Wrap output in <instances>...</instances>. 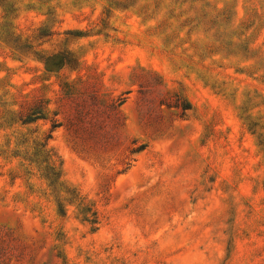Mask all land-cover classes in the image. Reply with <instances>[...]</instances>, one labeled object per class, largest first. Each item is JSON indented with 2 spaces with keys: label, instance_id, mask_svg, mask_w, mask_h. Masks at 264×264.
I'll use <instances>...</instances> for the list:
<instances>
[{
  "label": "rangeland",
  "instance_id": "1",
  "mask_svg": "<svg viewBox=\"0 0 264 264\" xmlns=\"http://www.w3.org/2000/svg\"><path fill=\"white\" fill-rule=\"evenodd\" d=\"M11 1L39 53L0 35V264H264V0ZM45 142L64 213L12 154Z\"/></svg>",
  "mask_w": 264,
  "mask_h": 264
},
{
  "label": "trees",
  "instance_id": "2",
  "mask_svg": "<svg viewBox=\"0 0 264 264\" xmlns=\"http://www.w3.org/2000/svg\"><path fill=\"white\" fill-rule=\"evenodd\" d=\"M15 5L16 4L11 0H0V6H3L5 11V18L10 16L17 10ZM0 35H4L5 42H7V44L8 42H10V46L14 50L22 52L21 54L30 52L31 50L33 51V49L35 48L31 43L32 40L24 39L21 35L16 34L12 27V24L9 21L0 24ZM46 35L47 34H44L42 32H39L37 34V36L40 38ZM6 37L9 41L6 39ZM33 52H35L36 54L39 53L38 51ZM41 52H44V50H42ZM67 54L69 56H59L62 61V67L69 65L70 67H73L75 69L76 67H74V63L77 62V58L73 55V53ZM40 60L42 61V57H40ZM69 90V94L75 93V91L77 90L79 92V88L74 85V83L70 85ZM180 100L181 97L179 98V101H177V103L174 105L175 107H182L184 111H187L191 108V103L184 99H182L183 103H181ZM124 101L125 99H121L120 104H122ZM22 108L23 110L21 111L19 121H21L23 125L30 124L40 118H46L48 112V101L43 98H38L31 103H26V105ZM81 110L82 111L76 112V121L72 124L76 127L77 125H80V123L82 124L84 120L85 110L84 108H81ZM61 124L62 123L58 120H54L53 128L60 126ZM51 137L52 134L48 136V139ZM146 146L147 144L142 143L136 146L132 150V153H139L144 150ZM12 154H14V157H20L22 159V167L24 168L26 175L33 176L37 174L40 178L46 181L48 190L51 192L52 196L55 197V200L58 203L60 213H64L65 211V201L67 199V196L79 198V195L75 193L74 190L70 189L68 185L63 181L62 162L53 151V149L48 147L47 142L38 143L33 149L30 147H22L21 145H16L15 149L12 150ZM45 194L48 195V192H45ZM86 211L87 214H89L91 210L86 208ZM95 214L96 213L94 212L93 216H95ZM85 220L92 223H97V219L90 220L88 218H85Z\"/></svg>",
  "mask_w": 264,
  "mask_h": 264
}]
</instances>
